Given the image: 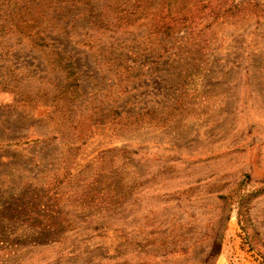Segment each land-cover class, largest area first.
<instances>
[{"label":"rangeland","instance_id":"rangeland-1","mask_svg":"<svg viewBox=\"0 0 264 264\" xmlns=\"http://www.w3.org/2000/svg\"><path fill=\"white\" fill-rule=\"evenodd\" d=\"M183 11L0 0V264H264V0Z\"/></svg>","mask_w":264,"mask_h":264},{"label":"trees","instance_id":"trees-1","mask_svg":"<svg viewBox=\"0 0 264 264\" xmlns=\"http://www.w3.org/2000/svg\"><path fill=\"white\" fill-rule=\"evenodd\" d=\"M209 2H210V0H166L167 12H166V14L163 15V21H161L162 25H160V26L158 25V30L161 27H163L162 31L165 34H170L171 25L174 22H176V20H183V21L190 20V21H193L194 15L192 13L191 14H187L186 12L183 11V9H185L186 4H189V5L192 4V5H195V6H199V11H202L206 6H208ZM173 7H175L174 11H176V12H175V14L173 16H169V14L172 13V8ZM188 12L190 13L191 11H188ZM167 16H169L170 18H169V20L165 21L164 18H166ZM93 23H95V22H93ZM2 27H5V25H3ZM10 27L11 26H8L7 28H10ZM59 64L61 65L62 62H59ZM68 66H71V64L65 63L63 68L67 69ZM240 207H242V202L239 203V208ZM238 214L241 216L239 218V222L242 223V214H243V212L241 211V208L239 209ZM241 229H242V231H244L243 224H241ZM219 247H220L219 244H218V246L215 247V249H216L215 250V254L219 253Z\"/></svg>","mask_w":264,"mask_h":264}]
</instances>
